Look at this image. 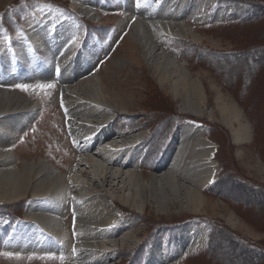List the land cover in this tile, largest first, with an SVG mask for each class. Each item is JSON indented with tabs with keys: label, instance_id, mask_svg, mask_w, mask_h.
<instances>
[{
	"label": "rangeland",
	"instance_id": "obj_1",
	"mask_svg": "<svg viewBox=\"0 0 264 264\" xmlns=\"http://www.w3.org/2000/svg\"><path fill=\"white\" fill-rule=\"evenodd\" d=\"M146 1L150 0H87L97 10L98 15L95 17L77 10L74 0H0V50L5 49L7 42H12V35H17L16 33L22 32L26 26L32 25L30 18L45 20L41 10L50 9L59 17H66L68 23L74 26L73 34L81 37L80 45L86 42L92 48L94 59L92 58L93 62L90 63L92 65L89 76L98 75L110 93L122 98L127 106V109H123L121 104L113 101L114 98L111 99V133H117V139L121 134H127V140H134L140 133L144 135L145 140H142L136 149L138 155L143 152L144 158L142 160L136 154L134 157L139 160L135 159L134 162L137 163L135 166L139 169L138 173L144 175L143 180L146 183H151L153 170L163 151L169 145L175 129L184 121L193 122L195 119L194 122L199 126L201 133L212 142L215 174L212 180L203 186V193L206 195L205 207L199 212L190 211L185 200L177 201L173 196L175 205L172 204L168 211L161 210L158 206L160 192L149 188L145 196L146 209L143 210L136 193L127 187L129 181L125 176L123 179L127 181L126 186L119 183L118 188L116 186L112 189L111 186L101 188L91 177L82 175L85 166H80L79 162L85 161L86 156L79 149L78 134L71 132V116L67 105L84 100L81 99L83 94L80 88L76 86L78 80L69 83L73 94L70 91L67 93L68 100L67 96L63 98L61 84L77 79L74 72L68 73L67 70L60 73L59 80L51 88H41L37 78L30 80L34 87L27 88L20 87L17 77L8 81L7 85L12 84L23 96L34 98L35 107H38L35 108L34 122H29L19 139L16 138V163L21 168L24 160L45 159L61 169L65 177H70L74 172L82 184L90 186L93 192L97 191L96 193L115 202L111 205L114 219L107 225L106 230L112 231V226L115 225L123 227L117 236L106 237V241L120 245L113 251L107 250L108 246L104 247L99 252V264H146L149 260L147 254L153 249L158 238L161 240L158 243L166 247L173 237L178 236L189 224H194L195 230L199 232V243L192 251H188L189 246L183 248L179 262L264 264V0H190L192 4L199 3L202 7L196 9L195 13V10H191L178 14L188 26L193 27L194 32L204 35L200 43L189 37L173 38L170 48L179 55L180 62L187 65L195 76L198 75L205 81L208 89L206 105L209 110H214L211 120L207 113L196 116L184 111V100L175 98L173 89L159 81L154 67L146 59L144 52H141L139 42L130 33V22L126 29L117 28L119 21L127 20L130 15H125L131 14L132 10L145 11L143 15L147 20L157 16V10L148 11L144 8ZM158 1L162 3V0ZM185 2L186 0L182 4L185 5ZM250 2L255 3L254 8ZM164 7L169 9L167 5ZM64 10H68V13ZM254 15L260 16L259 19L245 21ZM239 20L244 21L238 22ZM62 45L63 42L56 45L57 56L67 51L75 53L74 45ZM44 54L46 55V52ZM22 62L23 66L22 63L16 65L20 71L31 66L29 61L28 63L23 59ZM2 85L0 80V86ZM218 92L222 93L225 102L236 105L241 111L242 121L248 124L251 130L249 139L237 143L232 129L238 124L225 126L218 110ZM99 129H103V126H99ZM103 140L104 138L101 139ZM119 140L122 139L117 141ZM98 146L99 143L95 149L102 145ZM96 161L101 165L99 158H96ZM141 161L142 164H138ZM135 166L132 168H136ZM93 171L98 173L97 169ZM117 183V180H113L112 186ZM69 187V199L81 206L82 186L73 187L70 184ZM156 195L158 197L154 199L153 196ZM28 196L25 200L18 201V204L0 202V223L6 225L4 229L0 225V242L1 239L5 241L0 248V264H66L68 260L71 261V257H67L71 248L73 249L69 241L67 245L56 242L55 246L47 249L48 251H40L41 248L16 249L13 243L21 236L14 238L8 245L11 233L15 230L13 224L25 222L26 209L35 200L33 196ZM124 197L129 199L126 205L122 203ZM74 202L65 214L64 225L69 222V215L72 217L75 214ZM74 221L75 215L71 219V231L67 228L66 234L70 239L71 232L76 243ZM21 225L19 223L18 226ZM216 227L220 228L221 232H215ZM114 229L119 228L116 226ZM128 233L136 238L125 244L123 237ZM234 236L257 245L258 250L236 241ZM212 237L214 240H210ZM185 250L188 252L183 254ZM73 254L76 255L75 252ZM87 257L90 259L83 262H90L95 256L89 254ZM167 263L170 264L165 260L161 264Z\"/></svg>",
	"mask_w": 264,
	"mask_h": 264
},
{
	"label": "bare ground",
	"instance_id": "obj_2",
	"mask_svg": "<svg viewBox=\"0 0 264 264\" xmlns=\"http://www.w3.org/2000/svg\"><path fill=\"white\" fill-rule=\"evenodd\" d=\"M183 1L162 0L160 9L149 7L146 10H159L156 14L158 18L157 16L150 17V20L145 19L143 15L145 11L132 10L131 14L125 15L126 17L130 15V17L125 21L121 19L117 28L124 27L126 29L130 22L132 24L130 33L139 42L141 52H144L146 59L154 67L159 81L173 89L175 98L184 100L182 105L184 111L196 116H203L207 113L211 120L214 117V110H209L206 105L208 89L205 81L202 77L195 76L187 65L180 62L179 55L177 56L170 48L173 38L189 37L199 43L203 41L204 35L194 32L193 27L188 26L182 20V16H178L179 13L185 14L191 10H195L193 11L195 13L197 12L196 9L202 6L199 3L192 4L190 0H186L184 5V3L182 4ZM88 2L87 0H74V5L77 10L85 15L97 17V10ZM151 2L156 1L151 0ZM164 5H167L169 9ZM29 21L31 24L36 25V29L31 34L30 39L24 38L27 42L32 40L38 49L41 48L46 53L49 52L51 47L49 43L51 42L46 34L48 30L46 29V23H44L45 20L32 17ZM115 32L116 30L113 34ZM17 40L14 43L15 46L10 45L5 49L1 48L2 56L6 61L11 59L10 49L13 50L14 47L17 50L16 55L13 56L21 58L26 56V52L18 44L21 40ZM51 44L53 49H57L55 44L53 46V42ZM70 58L67 54L62 56L60 66L75 63V69L77 70L78 68H84L90 60L92 61V54L85 57V61L81 60L78 53L74 59ZM52 60L53 58L47 57V63L44 62L41 65H50ZM34 68L31 66L29 69L32 71ZM88 69L82 74L73 70L72 72H74L77 79L68 80L60 86L63 98L67 96L66 99L68 100L67 93L71 91L69 83L78 80V84L75 85L80 88V92L83 94L81 99L84 101L81 100V103L76 102V104L67 105V111L71 116L69 123L72 129L71 132L78 134L79 149L86 156L85 161L79 162L80 166H85V169L81 170L82 175L91 177L92 181L98 183L101 188L111 186L112 189L116 186L118 188L119 183H124L126 186L127 179L129 181L127 187L136 193L142 203L143 210L146 209L145 196L147 190L151 188L160 192L158 206L161 210L168 211L172 204L175 205V200L172 199L174 196L177 201L179 199H181V202L185 200L190 211H201L206 205L203 186L209 183L215 174V161L212 159L213 144L204 136V133H201L199 126L194 122L195 119L193 122L184 121L181 126L175 129L169 145L163 151L157 166L153 170L151 183H146L143 180L144 175L138 173L137 163L134 162L136 159L134 155L139 153L136 151L137 146H135V149L134 147L128 148L139 140L141 142L145 140L143 139L144 135L140 133L137 134L138 136L134 140H127L126 138L129 136L121 134L118 139L122 140L117 141L118 139L115 137L117 133H111L110 129V120L113 115L111 99L114 98L113 101L121 104L123 109H127V106L123 103L122 98L110 93V90L98 75L89 76ZM7 81L10 80H4L3 85L0 86V202H17L18 204V201L25 200L28 195L33 196L35 199L26 209V219L25 222H21L22 227L18 226L12 232L8 245L14 238L19 236H21L19 240L26 239L25 236L32 240L38 239L45 250L55 246L56 242H63V245H67L69 241L73 249L71 248L70 253L71 261H67L66 264H99V252L104 247L107 248L108 246L107 250L113 251L120 245L109 244L106 241V237L117 236L123 227L122 225H115V227L112 226V231L106 230L107 225L114 219L111 205L115 202L105 195L96 193L97 191L93 192L94 190L90 186L82 184L83 182L81 183L80 179H77L74 172L70 177H65L61 169L45 159L24 160L21 168L17 165L16 158L18 157L15 156L16 138L19 139L21 133L27 129L29 122V124L34 122L36 102L34 98L20 94L12 87V84L8 86ZM71 93L73 94L72 91ZM221 94L218 92L216 100H218V110L225 126L232 127L234 123L238 124L232 129L233 137L237 143L249 139L251 130L249 125L242 121L241 111L236 105L225 102ZM101 125L103 129H99ZM102 138H104L103 141H101ZM98 143L99 146H102L95 149ZM140 153L138 156L143 157V152ZM96 158L101 160V165L97 163ZM134 166L136 168H132ZM93 169H97L98 173H95ZM123 176L126 177L125 180ZM113 180L118 181L114 186H112ZM70 184L73 187L82 186L80 194L83 205L80 206L78 202L69 199ZM148 184L150 185L148 186ZM158 196L153 197L155 199ZM72 202L75 206L74 230L76 232V243L71 232H69L70 239L67 238L66 234L67 228L71 231V219L74 215L72 217L69 215V222H66L65 225L63 223L65 214L70 209ZM128 202V198L124 197L122 199L124 205ZM66 203L68 206H66ZM0 225L3 229L6 227L1 223ZM116 226L119 228L118 230L114 229ZM194 226V224H189L186 229L184 227V231L182 230L178 236L173 237V240L166 247L158 243V241H161L158 238L153 249L147 254L149 260L146 264H161L165 260L170 264H183L178 261L179 257H182V249L189 246L187 247L189 248L188 251H192L199 243L197 241L199 232L195 230ZM30 229L34 231L31 232ZM134 238H136L135 235L128 233L123 237V243L129 244ZM184 244L186 245L183 246ZM15 248L21 249L19 246H15ZM188 251L185 250L183 254ZM74 252L76 255L73 254ZM89 254L95 256L94 260L83 262V260L89 258L87 257Z\"/></svg>",
	"mask_w": 264,
	"mask_h": 264
},
{
	"label": "trees",
	"instance_id": "obj_3",
	"mask_svg": "<svg viewBox=\"0 0 264 264\" xmlns=\"http://www.w3.org/2000/svg\"><path fill=\"white\" fill-rule=\"evenodd\" d=\"M250 4L252 5V7L254 8V4L255 3H253V2H250ZM256 14V13H255ZM259 17L260 16H256V15H254V16H251V18H249V19H246L245 21H248V20H250V21H255V20H257V19H259ZM242 21H244V20H239L238 22H242ZM231 22H235V21H231ZM87 26H89L88 24H87ZM215 232H221L220 231V228H215ZM214 237V236H213ZM211 238L210 240H214V238ZM235 237V239H236V241H238L239 240V242H242L243 244H245V245H247L249 248H252L253 250H258V246L257 245H254V244H250V243H248V242H246L245 240H243V239H241V238H239V237H237V236H234ZM210 247V246H209ZM208 248V247H207Z\"/></svg>",
	"mask_w": 264,
	"mask_h": 264
},
{
	"label": "snow or ice",
	"instance_id": "obj_4",
	"mask_svg": "<svg viewBox=\"0 0 264 264\" xmlns=\"http://www.w3.org/2000/svg\"><path fill=\"white\" fill-rule=\"evenodd\" d=\"M20 87L23 88L24 86L21 85ZM40 87L41 88H44V87L51 88V87H53V85H41Z\"/></svg>",
	"mask_w": 264,
	"mask_h": 264
}]
</instances>
